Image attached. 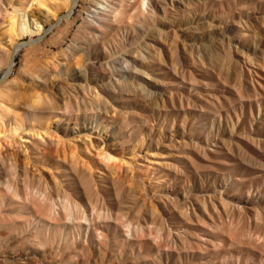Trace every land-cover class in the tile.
Wrapping results in <instances>:
<instances>
[{
	"label": "rangeland",
	"instance_id": "374dc122",
	"mask_svg": "<svg viewBox=\"0 0 264 264\" xmlns=\"http://www.w3.org/2000/svg\"><path fill=\"white\" fill-rule=\"evenodd\" d=\"M44 4L0 0V264H264V0Z\"/></svg>",
	"mask_w": 264,
	"mask_h": 264
},
{
	"label": "bare ground",
	"instance_id": "6f19581e",
	"mask_svg": "<svg viewBox=\"0 0 264 264\" xmlns=\"http://www.w3.org/2000/svg\"><path fill=\"white\" fill-rule=\"evenodd\" d=\"M36 3H37V5H40V6H45V4H44V0H34ZM97 3V2H96ZM99 3V2H98ZM97 3V4H98ZM99 5V4H98ZM64 6H65V8H67V10L68 9H70V4H68V3H65L64 4ZM95 6H96V4H95ZM97 7V6H96ZM98 8V7H97ZM24 20V19H23ZM15 21H16V19L14 20L13 18H11L10 19V27H9V29H10V34L12 35V36H14V33H15V31H14V23H15ZM26 21V20H25ZM45 21V20H44ZM26 24V23H25ZM22 25V24H21ZM23 26V25H22ZM26 26V25H25ZM27 27V26H26ZM23 28V27H22ZM24 29V28H23ZM38 29V28H37ZM14 32V33H13ZM28 32V31H27ZM24 33V32H23ZM9 34V37L12 39V37H11V35ZM16 35V34H15ZM10 39V40H11ZM10 42V41H9ZM11 45V44H10ZM11 47H12V45H11ZM2 51H4V50H2ZM6 51V50H5ZM1 52V51H0ZM4 53H6V57L8 58L9 57V53H10V49H8L6 52H4ZM64 58H66L65 56H64ZM64 60H66V59H64ZM67 61V60H66ZM65 63V62H64ZM77 63V62H76ZM62 64H63V62H62ZM50 82V81H49ZM51 83V82H50ZM52 84V83H51ZM54 84V83H53ZM23 84H18V85H15V86H12V87H9V88H7L6 87V90L4 91V93H3V95L5 94V96L4 97H6V99H7V102H8V104H11V105H15V104H17V106H26L27 108H30V107H28V106H31V104H33V103H35V100H38V99H36L38 96H37V92L36 93H33V95L31 94V93H28V91H30V89L32 88H26L25 87V85L24 86H22ZM57 85L55 84V86L54 87H56ZM53 87V88H54ZM34 88V87H33ZM53 88H52V90H53ZM57 88V87H56ZM58 88H59V90H60V92H61V95H62V99H64V97H65V91L63 90V88H62V86H61V84H58ZM57 88V89H58ZM51 89V88H50ZM55 89V88H54ZM49 90V89H48ZM1 93V94H2ZM1 94H0V97H1ZM46 95V94H45ZM3 97V98H4ZM3 100V99H2ZM40 101V100H39ZM64 101V100H63ZM2 103V102H1ZM2 105V104H1ZM7 106V105H6ZM2 107H4V106H2ZM32 108V107H31ZM30 108V109H31ZM2 109V108H1ZM10 109V108H9ZM11 110V109H10ZM12 110H13V108H12ZM2 112V111H1ZM6 112H7V110H6ZM9 112H11V111H9ZM16 112V111H15ZM12 113V112H11ZM13 116H14V114H12ZM2 117V116H1ZM6 117V116H5ZM17 117V116H16ZM7 118V117H6ZM15 118V117H14ZM13 130V129H12ZM14 132V131H13ZM15 133V132H14ZM1 157V156H0ZM106 157V160L107 161H109V160H111V158H110V156L109 155H106L105 156ZM6 158V157H5ZM9 160V159H8ZM7 160V161H8ZM3 162V161H2ZM11 163L13 164V161H11ZM12 164H9V165H12ZM14 165H15V163H14ZM12 168H16V166H11V170H13ZM27 172V171H26ZM25 177H27V176H25ZM11 180V179H10ZM7 182V181H6ZM10 184V183H9ZM7 185V184H6ZM68 222H70V219L68 218ZM80 229V228H79ZM84 249L85 250H89L88 249V247L87 246H84Z\"/></svg>",
	"mask_w": 264,
	"mask_h": 264
}]
</instances>
